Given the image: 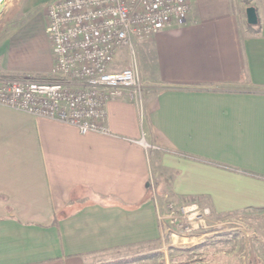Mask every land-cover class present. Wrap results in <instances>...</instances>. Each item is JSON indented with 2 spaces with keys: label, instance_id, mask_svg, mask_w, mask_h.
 I'll return each mask as SVG.
<instances>
[{
  "label": "crops",
  "instance_id": "0c3cea01",
  "mask_svg": "<svg viewBox=\"0 0 264 264\" xmlns=\"http://www.w3.org/2000/svg\"><path fill=\"white\" fill-rule=\"evenodd\" d=\"M20 1L25 17L0 27V80L55 71L27 17L40 0ZM244 2L193 0L138 41L155 93L143 120L127 93L110 101L107 133L0 104V264H92L158 242L152 172L161 195L211 214L264 209V0Z\"/></svg>",
  "mask_w": 264,
  "mask_h": 264
},
{
  "label": "built area",
  "instance_id": "2783aa9c",
  "mask_svg": "<svg viewBox=\"0 0 264 264\" xmlns=\"http://www.w3.org/2000/svg\"><path fill=\"white\" fill-rule=\"evenodd\" d=\"M193 0H52L47 31L55 56L51 76L22 75L0 80V104L72 124L80 133L109 132L108 105L125 93L144 118L145 85L133 65L115 69L120 49L135 58V41L156 35L185 19ZM148 148H151L146 144ZM162 232L176 223L180 237L205 227L209 207L161 195L152 172L148 181Z\"/></svg>",
  "mask_w": 264,
  "mask_h": 264
},
{
  "label": "rangeland",
  "instance_id": "374dc122",
  "mask_svg": "<svg viewBox=\"0 0 264 264\" xmlns=\"http://www.w3.org/2000/svg\"><path fill=\"white\" fill-rule=\"evenodd\" d=\"M50 1L52 0L37 1L27 17L33 19L32 28L42 26L40 28L44 30L42 32L44 39L41 36L40 39L47 42V47L42 49V53H48L49 47L51 55H53L46 16V7ZM238 1L245 4V0ZM23 3L24 1L20 0H4V7L0 12V27L5 25L12 27L25 17ZM138 41L140 39L135 41V58L129 49H120L114 68L131 67L133 59H135V69L139 72L145 85V107L148 98L153 97L155 93L150 90L140 67ZM210 215L205 227L199 229L198 235L195 237H180L176 233V223H172L170 231L165 230L158 242L102 252L92 257V264H243V261L250 262V264H264V209H250L226 215L218 213ZM226 233L230 234L226 235ZM210 237H215L217 241L220 239L225 248L219 249V252L214 246L209 249L207 247L200 248L198 252L189 251Z\"/></svg>",
  "mask_w": 264,
  "mask_h": 264
},
{
  "label": "trees",
  "instance_id": "16d2710c",
  "mask_svg": "<svg viewBox=\"0 0 264 264\" xmlns=\"http://www.w3.org/2000/svg\"><path fill=\"white\" fill-rule=\"evenodd\" d=\"M247 1V0H245ZM230 233H226V235H229ZM217 250L218 249V252L220 251L219 249L221 248H225V245L222 244V241L219 239L218 241L215 239V237H210L208 239H206L204 242L200 243L199 245H196L195 247L191 248L189 251L190 252H198L200 248H203V247H207L208 249L213 247ZM210 252V251H208ZM211 253V252H210ZM219 264V263H218ZM243 264H250L249 263H246L245 261H243Z\"/></svg>",
  "mask_w": 264,
  "mask_h": 264
},
{
  "label": "water",
  "instance_id": "95a60500",
  "mask_svg": "<svg viewBox=\"0 0 264 264\" xmlns=\"http://www.w3.org/2000/svg\"><path fill=\"white\" fill-rule=\"evenodd\" d=\"M4 7V0H1L0 2V12L2 11ZM246 13H247V21L249 24L251 25H256L258 24V14H257V10L254 6H249L247 9H246Z\"/></svg>",
  "mask_w": 264,
  "mask_h": 264
},
{
  "label": "bare ground",
  "instance_id": "6f19581e",
  "mask_svg": "<svg viewBox=\"0 0 264 264\" xmlns=\"http://www.w3.org/2000/svg\"><path fill=\"white\" fill-rule=\"evenodd\" d=\"M189 241H191V240H189Z\"/></svg>",
  "mask_w": 264,
  "mask_h": 264
}]
</instances>
